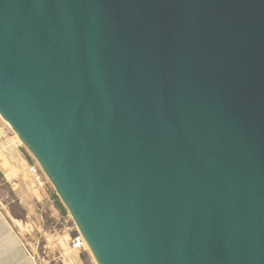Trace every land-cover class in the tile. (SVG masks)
<instances>
[{
	"label": "water",
	"instance_id": "95a60500",
	"mask_svg": "<svg viewBox=\"0 0 264 264\" xmlns=\"http://www.w3.org/2000/svg\"><path fill=\"white\" fill-rule=\"evenodd\" d=\"M0 116L97 264H264V0H0Z\"/></svg>",
	"mask_w": 264,
	"mask_h": 264
},
{
	"label": "crops",
	"instance_id": "0c3cea01",
	"mask_svg": "<svg viewBox=\"0 0 264 264\" xmlns=\"http://www.w3.org/2000/svg\"><path fill=\"white\" fill-rule=\"evenodd\" d=\"M34 165L21 146L0 143V264H97L71 245L66 207Z\"/></svg>",
	"mask_w": 264,
	"mask_h": 264
},
{
	"label": "rangeland",
	"instance_id": "374dc122",
	"mask_svg": "<svg viewBox=\"0 0 264 264\" xmlns=\"http://www.w3.org/2000/svg\"><path fill=\"white\" fill-rule=\"evenodd\" d=\"M4 141H6V142L11 141L12 143H16L18 146H21L24 151L28 152L31 155V158L33 159L35 166H37L38 163H37L36 159L31 154V152L28 150V148L24 145V143L22 142L20 137L13 131V129L10 127V125L0 116V143L3 144ZM66 220H67V225L73 229L72 233H71V240H72V237L79 230H78L74 220L72 219V217H71V215L67 209H66ZM71 243H72V241H71ZM86 250H88L90 256H92V258H93V255L91 254L90 250L87 247H86ZM83 256L85 257V254H83ZM49 264H55V263L50 262Z\"/></svg>",
	"mask_w": 264,
	"mask_h": 264
},
{
	"label": "built area",
	"instance_id": "2783aa9c",
	"mask_svg": "<svg viewBox=\"0 0 264 264\" xmlns=\"http://www.w3.org/2000/svg\"><path fill=\"white\" fill-rule=\"evenodd\" d=\"M33 170L37 172L42 169L40 165L37 164V166H33ZM72 245L77 248L86 249V241L80 231H77L76 234L72 237Z\"/></svg>",
	"mask_w": 264,
	"mask_h": 264
},
{
	"label": "bare ground",
	"instance_id": "6f19581e",
	"mask_svg": "<svg viewBox=\"0 0 264 264\" xmlns=\"http://www.w3.org/2000/svg\"><path fill=\"white\" fill-rule=\"evenodd\" d=\"M67 240H70V238L67 237ZM66 244H67V243H66ZM86 247L89 249V247L87 246V244H86Z\"/></svg>",
	"mask_w": 264,
	"mask_h": 264
}]
</instances>
